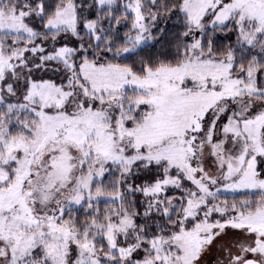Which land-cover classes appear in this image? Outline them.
<instances>
[{
    "label": "snow or ice",
    "instance_id": "snow-or-ice-1",
    "mask_svg": "<svg viewBox=\"0 0 264 264\" xmlns=\"http://www.w3.org/2000/svg\"><path fill=\"white\" fill-rule=\"evenodd\" d=\"M0 264H264V0H0Z\"/></svg>",
    "mask_w": 264,
    "mask_h": 264
}]
</instances>
